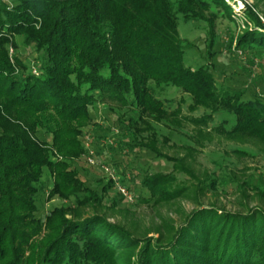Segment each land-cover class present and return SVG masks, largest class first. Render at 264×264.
Listing matches in <instances>:
<instances>
[{"label": "trees", "instance_id": "trees-1", "mask_svg": "<svg viewBox=\"0 0 264 264\" xmlns=\"http://www.w3.org/2000/svg\"><path fill=\"white\" fill-rule=\"evenodd\" d=\"M246 16L253 28L237 38L236 49L258 58L264 24L247 5ZM179 17L208 23L210 58L217 53L215 21L235 20L225 0H0V264H264V212L258 209L199 208L165 241L137 240L100 216L77 214L98 202L75 165L87 154L84 132L97 106L127 113L117 127L129 132L118 141L129 155L141 148L161 157L137 141L143 134L155 138L153 123L174 129L190 123L200 146L212 134L264 143V89L246 100L245 90H225L208 65L187 67L185 45L191 44L180 38ZM155 89H176L191 98V112L205 114L189 118L170 110ZM218 114L232 120L205 130ZM39 132L50 140L41 141ZM45 169L53 177L48 199L71 205L40 219L37 185ZM130 175L131 183L126 172L119 176L133 194L141 177L150 193L143 203L180 194L172 173ZM114 187L106 183L103 192Z\"/></svg>", "mask_w": 264, "mask_h": 264}, {"label": "rangeland", "instance_id": "rangeland-1", "mask_svg": "<svg viewBox=\"0 0 264 264\" xmlns=\"http://www.w3.org/2000/svg\"><path fill=\"white\" fill-rule=\"evenodd\" d=\"M234 12L232 22L221 17L215 21L213 58L208 55V23L189 21L179 17L178 32L185 44L184 63L197 69L208 65L218 79V83L230 91L245 90L246 100H252L254 93L261 94L264 89V54L254 58L243 51H237L236 40L245 32L252 30V21L246 17V5L250 7L264 24V0H225ZM206 18L210 16L205 15ZM19 42L22 43L20 39ZM30 51V49H29ZM237 51L236 54H231ZM31 54L28 63L33 67ZM156 90L157 98L165 101L170 110L180 109L183 116L200 118L205 111L189 110L192 101L188 95L176 89ZM93 124L84 132V146L87 154L75 163L80 177L96 193L98 202H91L81 208L78 215L83 217L100 216L109 223L120 226L137 240L169 239L186 218L197 209H218L234 214H247L258 209L264 212V143L257 140H230L224 136L212 134V140L196 142L195 127L184 122L182 129H174L165 124L153 123L155 138L150 134L137 137V141L152 145L160 154L157 156L148 149H137L132 155L127 149H120L119 140L129 138V132L117 127V119H127L124 110L97 106L92 110ZM223 120H232L226 114L214 117L207 129L221 124ZM131 132L135 131L131 129ZM41 141H49V136L39 132ZM113 148V150L110 148ZM124 147V146H122ZM90 152L94 155V164H90ZM102 166L112 167L118 175L127 173L131 183L132 175L145 171L149 174H173L176 178L174 189H181L180 194L171 200L157 205L143 203L150 199V193L140 185V178L134 186V199L124 198L114 187L105 190L106 183H111ZM53 185L49 170L44 176L37 196V213L40 219L56 207L71 205L57 197L49 200L48 192ZM69 219L72 214L67 215Z\"/></svg>", "mask_w": 264, "mask_h": 264}, {"label": "built area", "instance_id": "built-area-1", "mask_svg": "<svg viewBox=\"0 0 264 264\" xmlns=\"http://www.w3.org/2000/svg\"><path fill=\"white\" fill-rule=\"evenodd\" d=\"M3 1H8V0H3ZM90 155H91V158L88 159V162L90 164H94V161L92 159V156L94 155V153L90 152ZM102 171L104 172V174L109 176L110 181L114 184L115 188L124 198H126L129 201H132L134 199L133 193H131L129 188L122 183L121 177L117 174V172L112 167L102 166Z\"/></svg>", "mask_w": 264, "mask_h": 264}]
</instances>
